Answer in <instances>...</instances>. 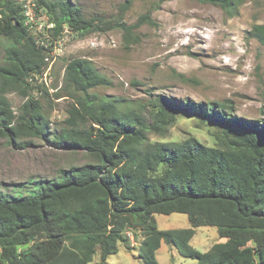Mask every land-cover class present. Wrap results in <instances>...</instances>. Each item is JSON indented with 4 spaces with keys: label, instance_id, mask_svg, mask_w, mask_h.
<instances>
[{
    "label": "trees",
    "instance_id": "16d2710c",
    "mask_svg": "<svg viewBox=\"0 0 264 264\" xmlns=\"http://www.w3.org/2000/svg\"><path fill=\"white\" fill-rule=\"evenodd\" d=\"M192 1L233 17L247 0ZM130 4L126 0L123 9ZM38 6L56 25L52 42L66 28L77 37L113 29L133 37L143 24L155 25L149 14L131 26L86 19L68 0H39ZM21 11V0H0V37L8 41L0 64V136L19 149L41 139L57 150L81 151L93 162L30 181L18 193L0 192V264H90L98 251L99 264H106L119 243L134 249L127 232L144 264H158L163 242L196 264H264V120L238 118L232 104L99 96L91 91L110 81L90 60L72 57L62 87L72 103L65 126L52 132L40 95L58 94L38 79L53 46L24 25ZM248 35L264 46V23L254 24ZM11 92L23 99L17 111ZM182 116L214 126L216 145L192 135L150 139L166 137ZM173 213L186 214L190 228L159 229L154 215ZM203 226L215 227L224 241L202 253L190 242Z\"/></svg>",
    "mask_w": 264,
    "mask_h": 264
},
{
    "label": "rangeland",
    "instance_id": "374dc122",
    "mask_svg": "<svg viewBox=\"0 0 264 264\" xmlns=\"http://www.w3.org/2000/svg\"><path fill=\"white\" fill-rule=\"evenodd\" d=\"M68 1L79 7L86 19L103 18L131 26L149 14L155 25L143 24L133 30V37L125 36L121 29L85 37L64 33L55 43L57 55L47 62L50 73L38 79V83L46 82L50 93L58 94L48 98L39 94L52 132L65 126L72 103L62 91L66 61L72 57L90 60L110 81V86L91 91L99 96L136 103L164 95L188 99L192 104H232L236 117L264 120V46L248 35L254 24L264 23V0H247L233 17L218 6L192 0H130L126 9L122 7L126 0ZM7 46L8 41L0 37V64L5 61ZM8 98L17 111L23 103L21 96L11 92ZM214 133V126L182 116L166 137L151 135L150 139L181 141L192 135L215 146ZM31 142L28 148L19 149L0 136V192L18 193L30 181L50 180L60 169L93 162L81 151L57 150L41 139ZM154 216L161 230L190 228L186 214ZM126 235L134 249L119 243L118 253L110 255L106 264H144L132 233ZM223 241L215 227L203 226L196 229L190 244L203 253ZM157 260L158 264H196L164 242ZM99 263L100 251L90 264Z\"/></svg>",
    "mask_w": 264,
    "mask_h": 264
},
{
    "label": "built area",
    "instance_id": "2783aa9c",
    "mask_svg": "<svg viewBox=\"0 0 264 264\" xmlns=\"http://www.w3.org/2000/svg\"><path fill=\"white\" fill-rule=\"evenodd\" d=\"M39 0H21L22 15L24 17V25L30 30L34 31L38 37L41 39L46 38L47 41L53 46L50 55L46 58L48 62L50 58L57 55V48H55V43L61 40L64 33L69 32L67 28L63 31L62 36L59 39L52 42V31L55 29L56 25L51 21L49 14L42 8L38 6ZM53 55V56H52ZM50 73V68L46 69L42 76L46 77ZM51 91H53L51 89Z\"/></svg>",
    "mask_w": 264,
    "mask_h": 264
},
{
    "label": "crops",
    "instance_id": "0c3cea01",
    "mask_svg": "<svg viewBox=\"0 0 264 264\" xmlns=\"http://www.w3.org/2000/svg\"><path fill=\"white\" fill-rule=\"evenodd\" d=\"M162 246V245H161Z\"/></svg>",
    "mask_w": 264,
    "mask_h": 264
}]
</instances>
